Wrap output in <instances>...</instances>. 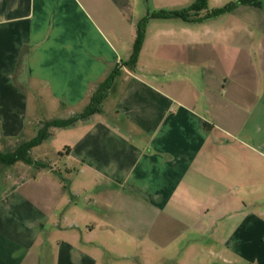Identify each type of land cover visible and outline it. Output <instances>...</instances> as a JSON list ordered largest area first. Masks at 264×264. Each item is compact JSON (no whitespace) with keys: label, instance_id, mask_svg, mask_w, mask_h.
Segmentation results:
<instances>
[{"label":"crops","instance_id":"0c3cea01","mask_svg":"<svg viewBox=\"0 0 264 264\" xmlns=\"http://www.w3.org/2000/svg\"><path fill=\"white\" fill-rule=\"evenodd\" d=\"M194 1L0 0V149L120 65L32 149L48 167L0 165V264H264V0L153 18L125 65L141 19Z\"/></svg>","mask_w":264,"mask_h":264},{"label":"trees","instance_id":"16d2710c","mask_svg":"<svg viewBox=\"0 0 264 264\" xmlns=\"http://www.w3.org/2000/svg\"><path fill=\"white\" fill-rule=\"evenodd\" d=\"M241 5L260 6L261 2L259 0H236L231 1L223 7L209 10L208 0H195L190 6L178 10H160L149 13L143 19H141L137 25V37L134 46V53L132 58L125 62V65L130 67L131 70H135L139 54L143 47L147 26L153 18L171 15L177 16L187 22H198L230 13ZM202 12L204 13L202 14ZM119 73L120 65L106 78V80L101 85H99V87L92 94L90 102L82 112L75 113L67 118H52L45 120L42 122L38 134L34 138L21 141L15 149L10 151H3L0 149V165L11 166L17 162H24L29 165H34L37 168L48 167V164L45 162L33 158L31 155L32 149L42 144L51 135L54 129L73 126L77 122L86 120L95 113L101 112L103 100L108 95V91Z\"/></svg>","mask_w":264,"mask_h":264},{"label":"rangeland","instance_id":"374dc122","mask_svg":"<svg viewBox=\"0 0 264 264\" xmlns=\"http://www.w3.org/2000/svg\"><path fill=\"white\" fill-rule=\"evenodd\" d=\"M234 1H236V0H234ZM242 6V5H241ZM209 8V10H211L212 8H210V7H208ZM260 11H262L261 13H263V15H264V9L263 10H260ZM204 12H202V14H203ZM250 22V21H249ZM30 97H31V103L33 104L35 101H34V96L32 95V94H30ZM47 106L45 107V105L43 104L42 105V110H41V118H43V120H46L47 118H49V117H58V116H63V113L60 111V110H57V109H55V108H50L49 106H48V104H46ZM45 107V108H44ZM41 124H42V122H41ZM49 138V137H48ZM47 138V139H48ZM29 139V138H28ZM59 139H60V137L58 138V140H56V142H47V143H45L44 144V147H46V148H48V150H50L51 151V149H52V147H58L59 145H58V143H59ZM23 141V140H22ZM24 141H26V140H24ZM20 143V142H19ZM18 143V144H19ZM14 144L15 143H13V142H11V143H9L8 144V146H7V144L6 145H1V149L2 150H4V151H9V150H11V149H13V147H14ZM54 152V151H53ZM40 153L41 152H39V151H36L35 150V152L34 153H32L31 155L33 156V157H38L39 155H40ZM56 153V152H55ZM1 166H0V170H1ZM67 175V174H66Z\"/></svg>","mask_w":264,"mask_h":264}]
</instances>
